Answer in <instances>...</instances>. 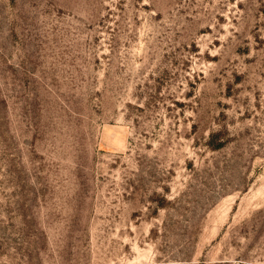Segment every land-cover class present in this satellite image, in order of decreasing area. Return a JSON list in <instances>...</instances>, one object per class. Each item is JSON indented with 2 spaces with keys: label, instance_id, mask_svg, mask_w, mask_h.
<instances>
[{
  "label": "rangeland",
  "instance_id": "rangeland-1",
  "mask_svg": "<svg viewBox=\"0 0 264 264\" xmlns=\"http://www.w3.org/2000/svg\"><path fill=\"white\" fill-rule=\"evenodd\" d=\"M0 264H264V0H0Z\"/></svg>",
  "mask_w": 264,
  "mask_h": 264
}]
</instances>
